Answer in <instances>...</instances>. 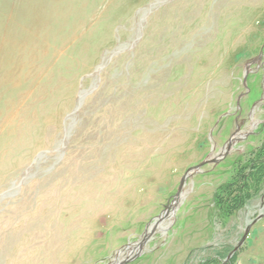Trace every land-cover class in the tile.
<instances>
[{
    "label": "rangeland",
    "instance_id": "374dc122",
    "mask_svg": "<svg viewBox=\"0 0 264 264\" xmlns=\"http://www.w3.org/2000/svg\"><path fill=\"white\" fill-rule=\"evenodd\" d=\"M261 145L264 0H0V264H264Z\"/></svg>",
    "mask_w": 264,
    "mask_h": 264
},
{
    "label": "water",
    "instance_id": "95a60500",
    "mask_svg": "<svg viewBox=\"0 0 264 264\" xmlns=\"http://www.w3.org/2000/svg\"><path fill=\"white\" fill-rule=\"evenodd\" d=\"M260 59L257 58L256 61H258ZM255 60H252L249 64L246 65L245 67V74L243 76V83H244V86H245V83H246V77L248 75V67L252 64H254V62H256ZM246 88V87H245ZM237 135V132H235L230 138L229 140L227 141L225 147L222 149V156L218 159H210V160H205L203 161L202 163L198 164L197 166L193 167V168H190L188 169L185 174L182 176L180 182H179V186H178V190H177V193H176V196H175V199H180V195H181V191H182V188L184 186V183H185V180L191 176L192 174H195V173H198L200 171V169L207 165V164H214V163H217L218 160L224 158L228 152L231 150V147L232 145L239 141L240 139L236 137ZM173 205H175V202L173 203ZM170 209L169 206L166 207L165 211L162 213V215L158 216L156 219H155V222L151 225V229H148L147 233L143 236V238L141 239V241L139 243L136 244V247H137V250H136V254L130 258H128L126 261L124 262H120L119 264H123V263H127V262H130L132 261L133 259H135L139 254L140 252L142 251V247L146 244V242H148V240L150 239V237L152 236V234L154 233V231L156 229L159 228L160 226V223L168 216V210ZM237 250V247L233 250V252H235ZM230 257V256H229ZM228 257V258H229ZM227 258V259H228Z\"/></svg>",
    "mask_w": 264,
    "mask_h": 264
},
{
    "label": "trees",
    "instance_id": "16d2710c",
    "mask_svg": "<svg viewBox=\"0 0 264 264\" xmlns=\"http://www.w3.org/2000/svg\"><path fill=\"white\" fill-rule=\"evenodd\" d=\"M256 156H258L260 159H261V161L259 160V161H256V160H253V163H252V167H251V173L249 174V177L248 178H250V179H244L243 178V180L245 181V182H247L248 180L249 181H252V180H254V181H260V180H258V179H260L261 178V173L263 172V174H264V146L263 145H261L259 148H258V150H257V155ZM259 173V175H257ZM255 178H257L256 180H255ZM252 179V180H251ZM240 182V181H239ZM235 184V183H234ZM234 184H229V186H227V190L229 191L233 186H234ZM243 188V189H245L246 188V186L244 185V186H239V188ZM234 188H236L235 186H234ZM243 193V191H241V194ZM224 194H227V193H224ZM228 195L230 196L229 198H228V201H226V203H229L230 201L232 202V203H235L236 201H238V199H240V198H238V196H233L232 195V191H229L228 192V194H227V197H228ZM212 253L215 255L214 256V258H209V259H206V260H204L203 261V263L202 264H216L217 263V260H219V258H222V256L223 257H225L228 253H229V250L227 249V248H224L223 249V252H221V251H212ZM223 253L225 254V255H223Z\"/></svg>",
    "mask_w": 264,
    "mask_h": 264
},
{
    "label": "bare ground",
    "instance_id": "6f19581e",
    "mask_svg": "<svg viewBox=\"0 0 264 264\" xmlns=\"http://www.w3.org/2000/svg\"><path fill=\"white\" fill-rule=\"evenodd\" d=\"M175 205H177V204H175ZM175 205H174V206H175ZM174 206H173V207H174ZM173 207H172V209H173ZM151 227H152V226H150V227H149V229H151ZM161 230H162V229H161ZM131 249H134V251H136V250H137V247H136V246H134V247H133V248H131ZM128 255H130V254H128ZM117 264H118V263H117Z\"/></svg>",
    "mask_w": 264,
    "mask_h": 264
},
{
    "label": "flooded vegetation",
    "instance_id": "af4514ba",
    "mask_svg": "<svg viewBox=\"0 0 264 264\" xmlns=\"http://www.w3.org/2000/svg\"><path fill=\"white\" fill-rule=\"evenodd\" d=\"M260 60V59H259Z\"/></svg>",
    "mask_w": 264,
    "mask_h": 264
}]
</instances>
